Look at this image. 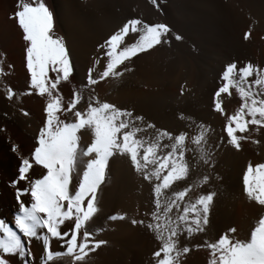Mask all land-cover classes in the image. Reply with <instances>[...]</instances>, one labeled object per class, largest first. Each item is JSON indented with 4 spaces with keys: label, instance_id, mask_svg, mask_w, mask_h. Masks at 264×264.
Instances as JSON below:
<instances>
[{
    "label": "snow or ice",
    "instance_id": "obj_1",
    "mask_svg": "<svg viewBox=\"0 0 264 264\" xmlns=\"http://www.w3.org/2000/svg\"><path fill=\"white\" fill-rule=\"evenodd\" d=\"M163 2L160 0V3ZM148 3L163 15L157 0H148ZM15 7L17 10L10 18L15 19L22 31V40L26 42L24 60L28 89L34 90L36 96H46L47 102L43 106L42 126L35 137L30 156L32 163L28 158L21 157L17 175L7 182V186L13 189L18 212L14 213L15 231L6 222L0 221V233L3 234L0 239V264H11L8 257L17 258L19 264H33L35 257L30 250L33 240L42 244L39 264H90L93 259L90 254L106 242L93 239L88 223L100 211L99 194L106 181V169L110 158L117 155L126 157L131 171L151 186L154 210L150 213L151 221L147 228L155 232V239L160 242L159 248L151 253L155 264H181L191 250L200 247L209 250L211 258L207 264H264V214L259 215L250 227L247 241L230 239L228 234L236 232V229L228 228V234H219L214 242L206 239L203 245L197 244L191 248L188 245L178 246L181 234H186L185 239H188L195 233L206 231L217 196L216 191L210 190L198 195L194 202L185 200L190 189L194 190L210 180L207 174L183 190L175 191L172 188L175 183L186 181L191 170L213 167L215 156L205 144L209 128L201 123L190 136L183 131L173 135L166 130L156 129L141 115L121 110L107 101L102 102L91 93V86L98 81L111 77L119 83L118 77L132 72V67L117 71L125 61H131L133 57L154 50L157 46L169 45V34L177 42H182L183 36L163 22L149 25L139 19H127L97 45V53L85 77L84 87L89 89L86 109H77L81 96L75 92L65 108L58 85L61 81L69 80L73 67L64 39L54 31L52 11L43 2L30 6L17 0ZM129 32L139 33L135 42L118 47ZM243 38L249 39L248 31L244 32ZM101 57H106L102 70L97 68ZM49 71L54 79L49 78ZM254 73L256 79L248 81L247 78ZM219 81L220 86L213 94L214 111L224 115L217 97L221 93H228L230 87L236 89L241 101L235 114L227 116V123L223 127L227 137L223 143L238 152L239 141L249 137H237L234 133L256 131L248 129L247 125L264 128V69L257 70L251 64L237 69L235 62H230L223 67ZM13 95L11 89L6 90L7 99L11 100ZM58 113L61 116L69 114L74 119H60ZM140 124L145 127L141 128ZM147 130H155L151 139L143 135L136 138L137 133ZM3 131L5 129L0 127V132ZM81 131H89L91 135L90 143L84 148L78 143L81 138L78 133ZM258 143L257 139H251L252 145ZM187 144L195 146L194 161L186 160V153L193 150ZM221 146V143L215 145L216 148ZM11 151L17 152L15 144ZM33 163L43 170L38 178L29 175ZM74 174L77 177L75 183ZM19 182H24L26 186L20 187ZM242 190L249 201L264 209V163L258 162L255 166L249 163L245 167ZM24 197H30V202L26 204ZM173 209L176 211L173 212ZM107 219L124 220L125 216L114 214ZM131 223L143 225L144 221L133 219ZM62 225L66 230L62 229ZM53 240L59 242L60 250H50V241Z\"/></svg>",
    "mask_w": 264,
    "mask_h": 264
},
{
    "label": "bare ground",
    "instance_id": "obj_2",
    "mask_svg": "<svg viewBox=\"0 0 264 264\" xmlns=\"http://www.w3.org/2000/svg\"><path fill=\"white\" fill-rule=\"evenodd\" d=\"M47 1L49 3L47 6L51 9L55 19V29L66 43L73 67V73L69 77V83L71 84V92H69L71 94L69 93L70 95L67 97L62 96V106L67 107V103L75 92L81 96V100L76 106L77 109L85 110L89 97V89L84 87L86 84L85 77L94 54L97 53V45L100 43L96 30L94 31L91 27L94 17L92 21L85 18L87 12L84 10L85 8H82L80 0ZM251 1L254 4L260 3H257L258 0ZM260 1L264 2V0ZM0 3V127L5 129V131L0 132V221L6 222L15 231L14 213L18 212V206L13 197V189L7 186V182L17 175L21 157L28 158L32 163L30 156L35 146V137L42 126V110L45 102L39 103L38 101L43 97L36 96L34 90L28 89V74L24 60L26 43L19 45L17 42L18 26L16 22L14 19L10 20L9 17H7L9 20L2 18L4 11L10 13L11 16L13 15L15 11L11 8H15L12 5L14 0H0ZM93 3L92 5H96V2ZM225 5L229 9V18H233V22L230 19L225 23L231 31L229 32L228 29L226 31L224 28L221 34L223 36L218 37L224 43L221 50H218V45L216 46L214 43L210 46L211 60L214 61L215 59L212 58L215 56H219V58L221 56L228 58L229 61V57H231L237 69L244 64H251L257 70L264 69V7L258 8L260 5H253L257 6V9L253 8L251 16L248 14L246 3L239 5L241 9L236 8L237 11L231 8V3L228 2ZM90 7L93 6L90 5ZM93 9L95 8L93 7ZM237 15H239V19ZM234 17L238 20H236L237 22L234 21ZM214 31L211 33L212 37H216L212 35ZM245 31L249 32L248 40L243 38ZM208 34L210 35V33ZM211 39L209 40L211 41ZM232 40L234 41L233 44H231ZM205 41L208 42V40ZM210 41L209 43H211ZM201 46L200 49H204L205 46ZM235 47H237V53H234L233 48ZM199 51L196 49V52ZM196 55L198 56V54ZM10 59L12 60L10 61ZM105 60L106 57H101V62L97 65L98 69L102 70V64ZM186 61L182 57L178 60L176 66V62L167 60V55L157 52L140 54L137 58L118 66L117 71L120 68H133L132 72H125L117 78L120 81L119 83L114 82L111 77L105 78L104 81H98L96 85L91 86V93L96 95L102 102L107 101L121 110H129L134 115H141L144 120L153 123L156 129L166 130L173 135L183 131L190 136L194 134V129L198 130L197 126L201 123L209 128L205 144L213 151L215 156L213 167L206 170H191L186 181L177 182L172 188L175 191L183 190L189 184H196L202 179L203 175L207 174L210 175V180L194 190L190 189L185 200L194 202L198 195L206 194L210 190L216 191L217 196L210 211L206 231L195 233L188 239H185L186 234H181L178 246L188 245L191 248L193 245H203L206 239L209 242H214L218 239L219 234H228V228L236 229V232L228 234L230 239L247 241L250 227L253 226L259 215L264 214V209H261L254 201H249L243 194L242 172L249 163L253 166L258 162L264 163V128L247 125L248 129H256V131L234 133L237 137H249L247 140L239 141L240 151L238 152L223 143L227 140L223 127L227 123V116L234 115L239 108L241 102L239 94L234 87H231L225 96L223 93L217 98V100L222 101L223 116L220 115V112L213 110L214 107L210 104L209 92L202 95L199 101H197L198 99H185V97L196 95V92H198L193 81L195 73L192 72L193 69H190ZM195 61L194 63H197V60ZM200 61L202 63V59ZM206 64L208 66V63ZM199 69L201 68L198 67ZM255 79V73L247 78L248 81ZM241 87H244V85H241ZM256 88L258 89L259 85ZM7 89H11L14 93L11 100L6 98ZM165 97L171 98L173 101H179L173 105L168 113L162 112L158 108L160 101ZM161 104L163 103L161 102ZM24 113H27V115ZM57 115L60 119L66 117L74 119L69 114L61 116L58 113ZM245 119H248V117H245ZM140 127L144 128L145 125L140 124ZM154 134L155 130H147L143 133H137L136 138L143 135L151 139ZM78 135L81 137L78 142L81 148L86 147L91 140L90 132L81 131ZM252 138L257 139L260 143L252 145ZM162 143H167V141H162ZM218 143L222 144L220 148L215 147ZM13 144L16 145L17 152L11 151ZM187 146L193 150L186 153V160L194 161L196 158L195 146L191 144H187ZM83 159L87 160V158ZM80 167L82 170V165ZM42 172L43 170L33 163L29 175L38 178ZM106 173V181L99 194L100 211L88 223V230L93 234V239L103 240L106 243L95 253L90 254L93 257L90 264H155L151 253L159 248L160 242L155 239V232H150L147 228V224L151 221L150 213L154 210L151 186L131 171L130 162L123 156L117 155L110 158ZM216 177H219V179H216ZM75 182H77V177L74 174L73 183ZM19 186L25 187L26 185L24 182H19ZM23 199L26 204L30 202V197H24ZM181 204L183 205V202ZM180 210L182 211V206ZM172 211L175 212L176 209ZM114 214L123 215L125 219L117 221L107 219L108 216ZM133 219L143 220L144 224L133 225L131 223ZM67 224L66 221L65 225ZM62 229L66 230L65 226L62 225ZM2 238L3 234L0 233V239ZM30 250L35 257L33 264H39L42 244L33 240ZM50 250H60L59 242L50 241ZM160 258H162V255ZM210 258L209 250L206 247H200L191 250L183 258L181 264H207ZM8 259H10L11 264H19L18 259L15 257H8ZM58 264H62V262H58Z\"/></svg>",
    "mask_w": 264,
    "mask_h": 264
},
{
    "label": "rangeland",
    "instance_id": "obj_3",
    "mask_svg": "<svg viewBox=\"0 0 264 264\" xmlns=\"http://www.w3.org/2000/svg\"><path fill=\"white\" fill-rule=\"evenodd\" d=\"M94 1L95 0H80V3L82 4V8H85L84 10H86V12H87V15L85 18L86 19L89 18L88 20L92 21V19L94 17V19L91 23V27H93L94 31L96 30L100 43H102L104 39H106L114 31H116L117 28L119 26H121L123 22H126L127 19H132V18L139 19L143 23H148L149 25L159 23V22H163V23L169 25L173 29V31L182 35L184 38L183 41L177 42L174 39H172L171 34H169V40H170L169 45L157 46L156 49L150 50L147 53L157 52V53L163 54L165 56L167 55V60L168 61L169 60L174 61V63L176 62L175 63L176 66L178 64V60L182 59V57H184V61H186V59H187L186 63H188V66L190 67L191 70L193 69L192 72L194 71V73H195L193 81H194V84H195L198 92H196V95L185 97V99H189V100H193V99L197 100L198 99L197 101H199V99L202 98V95L209 92L208 94H210V98H211L210 104H212V105H213V102H212L213 101V94L215 93L216 89L220 86V83H221L219 81V74L222 72L223 67L227 63H230V61L234 62V60H231V57H229L230 60L228 61V58L226 59V58L221 57V56H220V58H222V59H220L219 56H215L214 58H212L215 60L212 61L211 55H210V53H211L210 52V46L213 43L216 44V46L218 45L217 46L218 50L219 49L221 50L223 48L222 46L224 43L222 42V39H219V38H221L223 36L221 34L224 31V28L226 31H227V29L229 30V32L231 31L230 27L226 26L225 23L227 20H230V19H231L230 21L233 22V18H229L230 17L229 9H228V6L225 5V3H228V2L231 3L232 4V6L230 5L231 8L233 10L235 9L236 11H237V9L238 10L241 9L240 6L244 5V3H246V5H248V14H250L251 16L253 13V8L257 9V6H253V5H260L261 7L259 6L258 8L264 7V2H261L260 0L257 1V3L260 2L259 4H254L251 0H246V1L245 0H164L163 3H160V0H157V3L159 4L160 8L163 10V15H161V13H158L155 10V8L150 3H148V0H96L95 1L96 3ZM243 1H244V3H243ZM21 2L22 3H29L30 6H34L36 2H43L46 5H49L47 0H21ZM93 2L96 5H92ZM16 3H17V0H14V3L12 5H14V7H15ZM250 3H252V4H250ZM89 4L91 6H93L95 9H93V7H90ZM0 5H1V3H0ZM104 5H106V6H104ZM225 7H226V9H225ZM11 9H14V11L17 10L16 7L11 8ZM13 14H14V12H13ZM237 16L239 19V15H237ZM7 17H9L10 20L14 19V18H10L11 17L10 13H8L7 11H4V13L2 14V18L9 20ZM236 20L237 19L235 18L234 21H236ZM14 21H15V19H14ZM215 27H216V30H215ZM54 31L56 32L57 35L61 36L56 31L55 27H54ZM212 31H214L212 35L216 36V37L211 36ZM208 33H210V35ZM214 33H216V34H214ZM16 35L18 36L17 42L19 45L26 43L22 40V31L19 28L17 29ZM138 35H139V33H132V32L127 33L125 38H124L123 43L118 47H123L127 44H131V43L135 42V39L138 37ZM206 36H208V38H206ZM199 37H200V39H199ZM211 38H213V39H211ZM209 39H211V41ZM205 40H208V42L206 43ZM212 40H215V41H212ZM202 41H203V45L205 47L203 45L201 46ZM209 41L211 43H209ZM196 43H198L197 47H196ZM199 43H200V45H199ZM233 43H234V41L232 40L231 44H233ZM200 46L204 47V49L203 48L200 49ZM206 46H207V49H206ZM216 46H215V51H216ZM193 48H195V49H193ZM196 49H197V51H199V49H200V51L196 52ZM205 49H206V51H205ZM233 50H234V53H237V47L233 48ZM201 52H202V54H201ZM147 53H141V55L147 54ZM203 53H204V55H203ZM193 54H194V56H193ZM196 54H198L199 57ZM138 56H140V54ZM138 56H136L134 58H137ZM205 56L207 59L205 58ZM197 58H199V59H197ZM193 59L197 60V63H194L196 61ZM201 59H202V63H200ZM217 59H218V61H217ZM11 60L12 59H10V61ZM208 60H210L212 62H210V61L207 62ZM204 61H206V62H204ZM127 62H129V61H125L124 63H127ZM224 62H225V65H224ZM206 63H208V66ZM194 66H196L195 69H194ZM201 66H204L203 67L204 69ZM198 67L201 68V69H199L201 71L198 70ZM48 75H49V78H52V79L55 78L50 71H49ZM209 81H211V82H209ZM205 83H207L208 85ZM69 85H70V88H69ZM212 85L215 88H213ZM199 89H201V90H199ZM58 90L60 92L61 98L67 97L68 95H70L71 94L70 93L71 92V84L69 83V80L68 81H61L60 84L58 85ZM194 90H196V89H194ZM212 90H213V92H212ZM210 91H211V93H210ZM222 94L223 93H221L220 95H222ZM223 95L225 96L226 93H224ZM46 98L47 97L45 96V97H43V99H40L38 102L39 103L40 102L46 103L47 102ZM218 101L221 104L222 101L221 100H218ZM161 102L164 105L161 104ZM178 102L179 101H173V99L165 97L162 99V101H160V103H159L160 105L158 106V108L162 112L168 113L171 110V108L173 107V105L178 103ZM162 106L163 107L168 106V107L167 108L165 107L166 108L165 109ZM213 107H214V105H213Z\"/></svg>",
    "mask_w": 264,
    "mask_h": 264
}]
</instances>
